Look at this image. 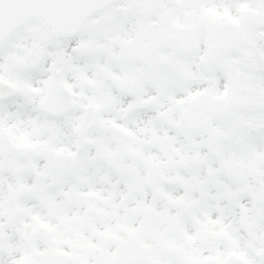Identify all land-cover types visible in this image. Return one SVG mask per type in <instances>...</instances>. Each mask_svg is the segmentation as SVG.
<instances>
[{
	"label": "snow or ice",
	"instance_id": "6c2138e0",
	"mask_svg": "<svg viewBox=\"0 0 264 264\" xmlns=\"http://www.w3.org/2000/svg\"><path fill=\"white\" fill-rule=\"evenodd\" d=\"M0 264H264V0H0Z\"/></svg>",
	"mask_w": 264,
	"mask_h": 264
}]
</instances>
